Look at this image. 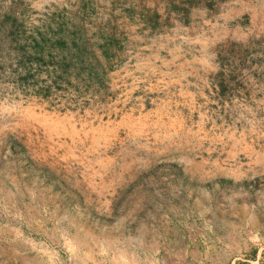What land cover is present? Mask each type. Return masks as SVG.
I'll return each instance as SVG.
<instances>
[{
  "label": "rangeland",
  "instance_id": "1",
  "mask_svg": "<svg viewBox=\"0 0 264 264\" xmlns=\"http://www.w3.org/2000/svg\"><path fill=\"white\" fill-rule=\"evenodd\" d=\"M0 264H264V0H0Z\"/></svg>",
  "mask_w": 264,
  "mask_h": 264
}]
</instances>
